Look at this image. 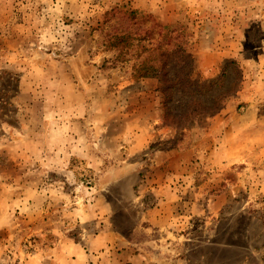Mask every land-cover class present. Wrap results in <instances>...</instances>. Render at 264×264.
I'll use <instances>...</instances> for the list:
<instances>
[{
	"label": "rangeland",
	"instance_id": "rangeland-1",
	"mask_svg": "<svg viewBox=\"0 0 264 264\" xmlns=\"http://www.w3.org/2000/svg\"><path fill=\"white\" fill-rule=\"evenodd\" d=\"M0 264H264V0H0Z\"/></svg>",
	"mask_w": 264,
	"mask_h": 264
},
{
	"label": "trees",
	"instance_id": "trees-1",
	"mask_svg": "<svg viewBox=\"0 0 264 264\" xmlns=\"http://www.w3.org/2000/svg\"><path fill=\"white\" fill-rule=\"evenodd\" d=\"M112 44L117 47L120 48L122 45H129V38L126 36H114L112 39ZM161 58V56H160ZM181 58H185V61L188 60L190 58V56L183 54L181 56ZM154 59L152 58H147L145 59L137 68H135L134 70V74L133 77L136 80H142V79H147V78H159V77H167L168 76V72L165 71V68L163 66H157L155 64H153ZM160 62L165 63V61H162L160 59ZM189 63V62H188ZM226 70L227 67L224 68L223 74L221 76L220 79L217 80H213V81H208L205 82L203 84H200L199 82L196 83V81L192 78L191 75V71L182 74V76H176L171 80L172 82V86L170 88L174 89L177 88V91H185L191 88V89H195L194 92L196 93H200L199 89L201 88H206L207 91H211L213 87H223V82L224 79L226 78ZM196 88H199L198 90H196ZM220 97H216L215 98V103H219ZM213 109V111L217 110L216 108H210Z\"/></svg>",
	"mask_w": 264,
	"mask_h": 264
}]
</instances>
